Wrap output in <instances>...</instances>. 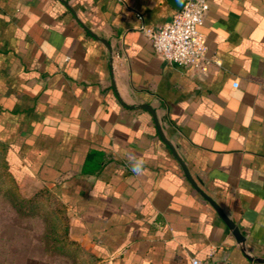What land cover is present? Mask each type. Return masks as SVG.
I'll return each instance as SVG.
<instances>
[{
    "label": "crops",
    "instance_id": "0c3cea01",
    "mask_svg": "<svg viewBox=\"0 0 264 264\" xmlns=\"http://www.w3.org/2000/svg\"><path fill=\"white\" fill-rule=\"evenodd\" d=\"M206 2L203 59L178 66L145 32L167 0H0V156L93 264H264V0Z\"/></svg>",
    "mask_w": 264,
    "mask_h": 264
},
{
    "label": "rangeland",
    "instance_id": "374dc122",
    "mask_svg": "<svg viewBox=\"0 0 264 264\" xmlns=\"http://www.w3.org/2000/svg\"><path fill=\"white\" fill-rule=\"evenodd\" d=\"M68 233L56 194L15 178L0 156V264H93Z\"/></svg>",
    "mask_w": 264,
    "mask_h": 264
},
{
    "label": "built area",
    "instance_id": "2783aa9c",
    "mask_svg": "<svg viewBox=\"0 0 264 264\" xmlns=\"http://www.w3.org/2000/svg\"><path fill=\"white\" fill-rule=\"evenodd\" d=\"M206 10V0H187L167 23L156 29H146L152 51L167 63L197 65L206 48L205 38L198 30ZM231 86L234 88L236 84ZM189 262L202 264L195 258H190Z\"/></svg>",
    "mask_w": 264,
    "mask_h": 264
},
{
    "label": "water",
    "instance_id": "95a60500",
    "mask_svg": "<svg viewBox=\"0 0 264 264\" xmlns=\"http://www.w3.org/2000/svg\"><path fill=\"white\" fill-rule=\"evenodd\" d=\"M175 10H180L184 4V1L181 0H167ZM140 107L144 110H146L154 123V126L156 128V131L158 133L159 138L161 139V141H163L168 148L170 149V151L172 152L174 158L176 159V161L178 162L179 166L182 169V172L185 176V178L187 179V181L190 183V185L199 193V195L201 197H203L210 205L211 207L214 209V211L217 213V215L220 217V219L223 221V223L225 224V226L227 227V229L230 231V234L232 235L233 239L235 240L236 243H242L244 241V238L242 237V235L240 234L238 228L234 225V223L228 219L227 217H225L223 215V213L221 212V210L219 209V207L215 204V202L213 200H211L205 193H203L195 184V182L193 181V179L190 177L189 173L187 172L186 168L184 167L183 163L181 162V160L177 157V155L174 152L173 147L167 142V140L163 137V135L160 132L159 126L157 124V120L155 118V115L153 113V111L145 104H141ZM246 257V259L250 262H255V263H264V259H260L257 257H248L246 255H244Z\"/></svg>",
    "mask_w": 264,
    "mask_h": 264
},
{
    "label": "trees",
    "instance_id": "16d2710c",
    "mask_svg": "<svg viewBox=\"0 0 264 264\" xmlns=\"http://www.w3.org/2000/svg\"><path fill=\"white\" fill-rule=\"evenodd\" d=\"M5 162V161H4ZM23 204H24V202H23Z\"/></svg>",
    "mask_w": 264,
    "mask_h": 264
},
{
    "label": "clouds",
    "instance_id": "9594fccd",
    "mask_svg": "<svg viewBox=\"0 0 264 264\" xmlns=\"http://www.w3.org/2000/svg\"><path fill=\"white\" fill-rule=\"evenodd\" d=\"M138 170V169H137Z\"/></svg>",
    "mask_w": 264,
    "mask_h": 264
}]
</instances>
